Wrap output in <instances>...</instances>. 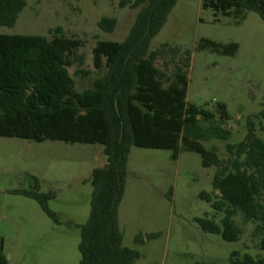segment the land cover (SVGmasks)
<instances>
[{
    "label": "rangeland",
    "instance_id": "1",
    "mask_svg": "<svg viewBox=\"0 0 264 264\" xmlns=\"http://www.w3.org/2000/svg\"><path fill=\"white\" fill-rule=\"evenodd\" d=\"M26 1L16 24L0 25V34L52 38L60 27L66 37L82 40L78 55H83L85 62L69 68L78 91L91 88L107 71L93 65L97 41L123 42L140 10L122 6L123 0ZM104 16L117 19L113 32L99 27ZM204 39L224 46L237 44L236 52L217 53L203 46ZM163 44L191 52L188 102L215 112L217 119L219 105L227 107L229 119L223 125L232 136L228 141L206 142L207 148L216 146L220 157L227 159L226 145L243 141L250 121L264 140V21L258 13L249 12L237 24L231 17L216 18L212 10L202 7V0H178L165 26L151 41L150 50ZM103 150L99 144L0 137V248L9 264H80L79 226L90 217V178L105 161ZM215 170L205 168L195 152H182L174 159L172 150L131 148L119 226L124 245L141 253L135 264H231L233 252L239 257L245 253L264 257L259 246L263 236L254 235L257 224L245 221L241 213L235 216L243 231L238 242L226 241L200 227V218L221 223L224 217L201 197L203 192L214 191ZM33 177L39 180L38 189ZM36 190L54 193L48 206L58 221L24 193ZM138 234L144 236V244L136 243ZM150 234L159 235L147 239Z\"/></svg>",
    "mask_w": 264,
    "mask_h": 264
},
{
    "label": "trees",
    "instance_id": "2",
    "mask_svg": "<svg viewBox=\"0 0 264 264\" xmlns=\"http://www.w3.org/2000/svg\"><path fill=\"white\" fill-rule=\"evenodd\" d=\"M177 2L123 0L122 6L140 9L136 21L123 42L97 41L93 65L107 71L83 91L75 88L69 70L75 63L85 62V57L78 55L82 40L66 37L60 27L52 38L0 34V137L104 147L107 163L95 168L90 178V217L79 226L80 264H135L141 258L137 249L124 245L119 226V206L134 146L172 150L174 159L182 152L200 154L205 168L216 169L214 191L203 192L201 197L215 211L224 213L221 223L208 217L198 219L200 227L226 241L238 242L243 231L235 216L241 213L245 221L257 224L254 235L263 236L259 246L264 250V140L250 121L246 138L226 145L227 159L220 157L216 146L207 148L206 142L228 141L232 136L223 125L229 119L226 105H219L217 119L215 112L187 101L189 50L169 44L150 50L151 41L165 26ZM26 6V0H0V25L14 26ZM202 7L212 10L216 18L231 17L237 24L249 12L258 13L264 21V0H202ZM116 25L114 17L104 16L99 21L106 32H113ZM203 43L220 54L232 55L237 49L234 43L231 49L208 39ZM160 60L162 66H158ZM261 115L264 118V110ZM33 179L38 189L39 180ZM24 193L58 221L48 206L54 193ZM135 241L144 244V236L138 234ZM0 264H9L2 248ZM231 264H264V257L250 253L239 257L233 252Z\"/></svg>",
    "mask_w": 264,
    "mask_h": 264
},
{
    "label": "crops",
    "instance_id": "3",
    "mask_svg": "<svg viewBox=\"0 0 264 264\" xmlns=\"http://www.w3.org/2000/svg\"><path fill=\"white\" fill-rule=\"evenodd\" d=\"M106 163H107V158H105V161L103 163H101V165L99 167L104 166Z\"/></svg>",
    "mask_w": 264,
    "mask_h": 264
}]
</instances>
